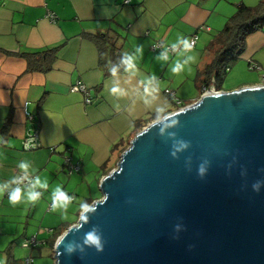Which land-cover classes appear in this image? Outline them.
I'll return each instance as SVG.
<instances>
[{"label": "crops", "instance_id": "1", "mask_svg": "<svg viewBox=\"0 0 264 264\" xmlns=\"http://www.w3.org/2000/svg\"><path fill=\"white\" fill-rule=\"evenodd\" d=\"M260 1L131 0L127 5L124 0H0V186H6L0 196V264L10 260L19 264L16 248L30 234L45 242L33 249L37 251L49 247L53 230L71 224L66 220L48 225L41 230L43 235L32 233L29 226L31 218L47 210L42 221L46 223L58 188L69 193L66 157L81 165L80 174L97 178L99 186L105 177L103 167L115 169L122 150L139 132L165 113L177 111L178 104L166 95L167 90L176 93L181 104L180 97L186 105L200 100L197 78L207 48L241 6L255 7ZM100 35L131 55L135 68L126 66L123 73L106 77L100 50L90 38ZM194 35L198 40L191 51L166 60H157L161 54L152 51L156 42L183 47L180 38L191 40ZM137 47L143 51L137 52ZM47 52L55 56L51 69L29 71L24 55L47 58ZM177 62L184 70L174 74L170 69ZM251 62L263 71H251ZM229 73L211 87L233 92L262 85L264 30L247 37L245 51ZM77 82L89 89L92 105L70 91ZM113 87L121 93L113 95ZM30 131L38 132L42 147L27 152L23 140ZM20 163H28L29 168H20ZM21 173L32 175L34 181L41 177L48 184L47 189H38L42 196L35 204L22 197L13 206L8 200V191ZM32 255L25 256L24 263Z\"/></svg>", "mask_w": 264, "mask_h": 264}, {"label": "water", "instance_id": "2", "mask_svg": "<svg viewBox=\"0 0 264 264\" xmlns=\"http://www.w3.org/2000/svg\"><path fill=\"white\" fill-rule=\"evenodd\" d=\"M182 110L130 142L100 181L106 202L67 229L75 251L56 243L55 264H264V85L170 115ZM94 226L102 252L84 244Z\"/></svg>", "mask_w": 264, "mask_h": 264}, {"label": "trees", "instance_id": "3", "mask_svg": "<svg viewBox=\"0 0 264 264\" xmlns=\"http://www.w3.org/2000/svg\"><path fill=\"white\" fill-rule=\"evenodd\" d=\"M260 30H264V0H261L255 7L241 6L237 10L236 14L227 22L225 28L213 39L206 50L205 55L207 59L203 63V66L199 69L197 78L201 89L204 86L210 85L213 79H215L218 84L222 83L224 81V78L230 72L226 71V67L230 68L231 70V68L239 61L241 55L244 53L247 37ZM90 38L96 43L100 50V65L104 66L105 68V76H112V69L114 68L116 69V74L123 73L126 67V65L121 62L124 58V54L122 53V50L120 48L117 49L112 44L110 37L100 35L90 36ZM176 47L183 48L182 46ZM181 51H185L184 48ZM55 52L53 54H55ZM47 53V58H45L44 56L41 57L38 54H25L24 58H26V60L28 61L29 71L40 70L43 72H48L51 69L52 58L54 60L55 56L52 55L51 52ZM157 53L161 54V52ZM173 56H170L168 58H171ZM176 99L178 100L177 96ZM186 106L189 105H176V110L184 108ZM115 149L117 150V148ZM123 151H125V149L122 150V152ZM112 169L108 168V166H104V176H107L112 171ZM93 202V200H87V203L89 204H92ZM74 224H76V222L71 223L67 226H60L53 230V235L47 242V245L52 251L54 249L57 238ZM14 262L15 261L10 260L9 264H15Z\"/></svg>", "mask_w": 264, "mask_h": 264}, {"label": "clouds", "instance_id": "4", "mask_svg": "<svg viewBox=\"0 0 264 264\" xmlns=\"http://www.w3.org/2000/svg\"><path fill=\"white\" fill-rule=\"evenodd\" d=\"M179 43L183 45V48L185 51H191L193 49V43L189 39L181 37L179 40ZM173 47L175 48L176 45L174 44ZM136 50H137V52L143 51L142 47H137ZM167 58L168 57H167L166 53H161V55L157 57V60H166ZM188 59L194 60L193 57H189ZM121 62L127 66V70H131V69L135 68V63H134L133 57L127 53H125L124 58L122 59ZM185 63H187V61H185ZM170 70L174 74H179L184 70V66L182 64H180L179 62H177L175 64V66L172 67ZM112 73H113V75H116V69L115 68L112 69ZM217 92H221V91H217ZM111 93L113 95H116L118 93H121V89H119L118 87H113L111 89ZM201 98H202V96L200 97V99ZM193 107L199 108L200 105L197 104ZM183 111L184 110H182L181 112H177L174 115H170V114L165 113L164 117H159L157 119V123L155 125H152L150 128L144 129V132H142L141 135H143L144 133L150 131L152 128H155V127H159L160 133L163 134L164 128L161 127L162 122H165V119H166V122H168L169 126H171L172 123H178V118L183 113ZM158 116H159V113H158ZM173 135H175V134H173ZM180 143L185 148L188 146V144L183 142V141H181ZM29 147H30V142L25 144L26 150ZM172 155L175 156L176 152L173 151ZM19 167L24 169V170H27L29 168V164L28 163H20ZM47 187H48V184H47L46 180H42L41 177H37L35 179V181L31 183V187L26 193L20 187H16V188H13L10 191H8V194H7L8 200H9L10 204H12L13 206L21 203L22 197H23L25 202L35 204L42 196V192L39 191L38 189H47ZM256 187L257 186L254 185V188H256ZM5 190H6V186H0V196H2L5 193ZM106 200H107V195L105 194L103 201H95L94 204H89L87 202L81 203L79 205V221L81 222V225L83 222L88 220V218H89L88 214H90V213L94 214L97 210V207H99L101 204L105 203ZM71 202H72V197H69L65 191L58 188L56 191L55 197L52 201V209H53V211L60 210L62 212H66L68 210ZM62 219H63V216H62ZM72 230L79 231V228L73 227ZM98 233H99V228L94 226L89 232H87L85 234L84 244L88 245L89 247L94 246L97 251L102 252L103 251V245L101 243V236ZM66 237H67V233H65L64 235H62L58 239L57 244H58V246L63 245V253H67V254L71 255L72 252L75 251V245L72 243L65 244L64 241L66 240ZM54 250H55V247H54ZM81 251H83V248H81Z\"/></svg>", "mask_w": 264, "mask_h": 264}, {"label": "rangeland", "instance_id": "5", "mask_svg": "<svg viewBox=\"0 0 264 264\" xmlns=\"http://www.w3.org/2000/svg\"><path fill=\"white\" fill-rule=\"evenodd\" d=\"M202 95H203V92L201 91V96ZM180 100L182 102L184 101V104H180L178 106H181V105L184 106L186 104L185 100H182V97H180ZM114 165H115V162H113L112 166H114ZM109 168H111V166ZM115 169H116V167H115ZM112 170H114V169H112ZM69 178H70V180H69L70 181L69 182V185H70L69 195L75 196L76 201L72 202L70 204V206L66 212H62L60 210H57V211L52 210L49 213L48 219H47L45 224H42V221H44V217L46 216V213L49 212V211L47 212V210L43 214L40 213L39 218H38V216L36 217V219L31 218L33 221L30 220L29 226H30V229H32L31 230L32 233H41V235H43L41 230L43 229V231H44L48 225H52V227L58 226L66 220H69L70 223H74V222L77 223L79 221V216H78L79 205L81 203H83L85 201V199H90V200H93L95 202V201L101 200L103 198L102 192H101V190L97 184V178L95 179L92 175L87 174V176H85L82 173L81 174L76 173L73 176L72 175L69 176ZM73 188H75L76 190L79 189V193H77V192L75 193ZM62 216H63V219H62ZM48 222H50V224ZM63 234H61L57 238L56 243H57L58 239ZM31 235L32 234H30V238H31ZM30 238H26L23 240L25 242L26 240H29ZM23 240H21V241L23 242ZM56 243H55V246H56ZM16 250L18 252V256L20 257L19 264H25L23 259L26 258L25 256H27V255L29 256V254L32 252H33L32 257L35 258L34 264H55V255L52 254L49 247H46L44 249H38L36 251V250H31V249H25L23 247V244L20 243L17 246Z\"/></svg>", "mask_w": 264, "mask_h": 264}, {"label": "built area", "instance_id": "6", "mask_svg": "<svg viewBox=\"0 0 264 264\" xmlns=\"http://www.w3.org/2000/svg\"><path fill=\"white\" fill-rule=\"evenodd\" d=\"M124 3L129 5L131 3V0H124ZM50 20L52 21H56V17L54 15H49L48 16ZM197 36H193V38L191 39V42L193 43V49L196 46L197 43ZM183 48L181 47H171V46H166L164 43L162 42H157L152 46V51L154 53L157 52H161V53H166L167 57L173 56L175 54H177L179 51H181ZM250 69L253 71H258L261 72L263 71V69L255 64V63H251L250 64ZM226 71H230V68L226 67ZM216 84V80L213 79L211 81L210 85L204 86L202 88V92L203 95L202 96H206L208 94L217 92V90L214 87H211V85ZM262 85H264V74L262 75ZM70 91L72 93L75 94H81L84 96L85 99V104L86 105H92L94 103V99L91 97L90 93H89V89L87 88V86L82 83V82H77L75 85H73L70 89ZM166 95L171 98V99H175V102L180 105V101L176 99V94L174 92H172L171 90H167L166 91ZM29 121L34 122V119L32 117L29 118ZM30 142V147L26 150L25 149V144ZM42 145L38 136V132H28L23 140V150L30 152V151H35V150H39L41 149ZM54 150V148H53ZM65 169L67 170L69 176L76 174V173H80V171L82 170V167L80 164H75L72 162L71 157H66L65 159ZM34 182V178L32 175L30 174H26V173H21L16 182H15V186L16 187H20L21 189L24 188H30L31 187V183ZM66 192V191H65ZM67 193V192H66ZM67 195L69 197H72V202L76 201V197L75 196H70L69 193H67ZM71 202V203H72ZM52 208V205L50 206ZM45 242L40 240L38 237L34 236L32 238H30L29 240H26L23 243V247L26 249H36L42 245H44ZM34 260L33 258H27L25 260V264H33Z\"/></svg>", "mask_w": 264, "mask_h": 264}]
</instances>
